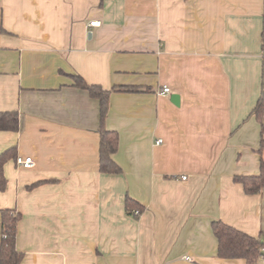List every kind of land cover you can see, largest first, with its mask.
I'll use <instances>...</instances> for the list:
<instances>
[{"label":"crops","instance_id":"crops-1","mask_svg":"<svg viewBox=\"0 0 264 264\" xmlns=\"http://www.w3.org/2000/svg\"><path fill=\"white\" fill-rule=\"evenodd\" d=\"M71 74L149 91L111 92L101 124ZM263 89L264 0H0V112L19 120L0 131V210L20 214V264H247L217 257L211 224L264 233V188L235 182L264 159ZM101 126L118 174L99 169Z\"/></svg>","mask_w":264,"mask_h":264},{"label":"trees","instance_id":"trees-1","mask_svg":"<svg viewBox=\"0 0 264 264\" xmlns=\"http://www.w3.org/2000/svg\"><path fill=\"white\" fill-rule=\"evenodd\" d=\"M69 76L73 80V86L86 91L91 98L98 101L101 124L107 114L108 99L111 92L133 93L149 91V89L133 87H119L104 90L100 86L87 84L79 75L71 74ZM251 115L255 117L261 126L260 149H264V89ZM18 126L19 120L17 112H0V131L16 132ZM117 147V132L108 131L101 126L99 144V169L101 172L107 174L120 173L121 169L112 158ZM14 156V147H10L0 153V191H3L6 187L3 166L9 158ZM235 182L242 185L245 194L254 195L259 193L264 188V159H260L259 174L237 177L235 178ZM125 208L129 214H134L136 210L142 211L139 204L131 198L126 199ZM0 218V264H20L23 259V254L18 252L15 247L17 224L20 220V214L12 209H2L0 210ZM211 228L217 241L218 258L227 260L241 259L247 264H256L259 259L264 258V233L253 237L221 221L213 222Z\"/></svg>","mask_w":264,"mask_h":264},{"label":"built area","instance_id":"built-area-1","mask_svg":"<svg viewBox=\"0 0 264 264\" xmlns=\"http://www.w3.org/2000/svg\"><path fill=\"white\" fill-rule=\"evenodd\" d=\"M98 25H99V22H91L89 24L90 27H95V26H98ZM169 92H170V90L167 87H163L159 91L160 94H168ZM159 143H161V140H157L156 141V144H159ZM15 163H16L17 166L25 168V169H29V168H31L34 165V162H33L31 157H22V156L16 157ZM182 180H185V177H182ZM134 214L138 215L139 211L138 210L134 211ZM263 252H264V250H263ZM185 259L187 261H190V259H188V258H185Z\"/></svg>","mask_w":264,"mask_h":264},{"label":"water","instance_id":"water-1","mask_svg":"<svg viewBox=\"0 0 264 264\" xmlns=\"http://www.w3.org/2000/svg\"><path fill=\"white\" fill-rule=\"evenodd\" d=\"M171 102H172L173 104H175V105H178V103H179V98H178V96H177V95H172V96H171ZM263 124H264V119H263Z\"/></svg>","mask_w":264,"mask_h":264}]
</instances>
